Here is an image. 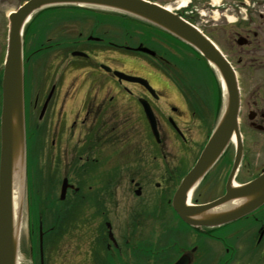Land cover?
Wrapping results in <instances>:
<instances>
[{
  "label": "flooded vegetation",
  "instance_id": "flooded-vegetation-1",
  "mask_svg": "<svg viewBox=\"0 0 264 264\" xmlns=\"http://www.w3.org/2000/svg\"><path fill=\"white\" fill-rule=\"evenodd\" d=\"M26 1L0 0V169L3 75L9 41V15ZM166 1L176 3L180 0ZM212 1L204 0L197 5L191 1L189 7L191 20L199 23L207 34L208 29L217 23L212 24L206 19V12H201L200 8L213 14L216 10L221 11V5L212 4ZM256 7H259L258 0ZM96 13L91 12L86 14V19L75 20L82 26H89L91 21L90 27H86L88 31L75 34L69 30L68 11L41 10L33 16L35 27L31 24L23 32L26 186L34 191L33 172L36 178L37 173L40 174V181L43 185L45 182L51 192H54L51 188L53 176L58 179L53 185L55 189L60 183L59 193L65 179L69 186L60 202L54 200L55 196H48L52 219L46 220V224L38 215L33 218V212L28 218L29 226L33 224L34 231L37 230L34 243L25 254L28 259L23 258L21 235L18 234V255L22 254V264H166L168 261H164L169 257L167 250L177 242L179 231L191 237L199 236L198 242L208 238L221 243L228 256L221 259V264H228L235 255L228 237L215 233V228L202 231L193 228L173 207L175 192L199 159L222 113L223 105L218 106V90L212 100L210 91L203 92V97L202 91L188 83L187 63L192 57L203 58L193 48L169 37V34L167 43L160 38H151L154 44L163 48H154V56L136 52L130 49L135 47L130 46L134 21L125 18L117 20L112 11ZM182 14H186V10ZM222 16L227 17L225 13ZM210 18L214 20L213 15ZM246 18L243 17L244 20ZM247 24L240 31H235L233 38L223 40L233 48L235 45L253 48L248 62L249 68L254 71L250 90H246L238 74L240 139L235 133L229 135L222 154L196 184L191 204L211 202L226 193L230 182L247 183L264 169V164H260L261 159L264 160V9L258 8L256 29L250 26L252 20H248ZM222 26L225 31L226 27ZM89 31L90 34L86 35ZM92 37L96 39L92 40ZM240 38L246 42L240 44ZM215 40L219 42V38ZM223 42L219 44L223 46ZM118 49L147 58H136L132 62L130 59H117L114 54ZM170 49L172 56L168 55ZM74 51L85 52L87 56L74 55ZM101 57L106 60H100ZM116 60L125 66L136 65L138 71L134 69L133 72L127 67L115 68L111 61ZM138 60L141 63L138 64ZM102 65L111 67L112 71ZM116 70L145 78L152 90L140 83L119 79L114 73ZM70 74H73L71 78ZM249 92L251 94L247 95ZM145 104L150 105L153 112L159 141L154 137ZM239 144L242 152L235 169ZM255 159L256 175L242 181L241 175L253 171ZM155 165L160 166L156 169ZM40 167L46 171L45 174ZM151 172L161 175V181L155 183L156 188L171 185L168 184L169 179L177 183L168 202L179 224L159 231V236L148 240L144 224L148 204L144 201L131 209L123 221L116 222L103 215L106 203L111 204V201H106L111 195L119 191H134L135 196L140 197L145 193ZM27 175L31 184L27 182ZM124 179L128 183L126 186ZM202 187H209L214 195L200 202ZM260 209L243 218L248 223L246 227L252 223L251 227L241 229L234 236L235 239L253 237L256 240V249L246 251L248 258L256 260V264H264V246L261 245L264 244V210L258 213ZM15 224L12 220L13 233H17ZM75 226L79 228L80 249L71 251V259L67 261L63 251H56V256L51 248L60 236L69 234ZM141 226L144 228L138 231ZM181 226L185 228L180 229ZM134 231L140 233L139 241L133 240ZM251 231L254 233H249ZM194 247L196 245L190 250ZM187 251L180 252L177 259ZM189 253L192 258L190 264H194L197 253Z\"/></svg>",
  "mask_w": 264,
  "mask_h": 264
},
{
  "label": "water",
  "instance_id": "water-1",
  "mask_svg": "<svg viewBox=\"0 0 264 264\" xmlns=\"http://www.w3.org/2000/svg\"><path fill=\"white\" fill-rule=\"evenodd\" d=\"M59 5L90 6L120 11L160 27L198 49L216 69L224 85L225 111L213 136L205 146L194 168L183 179L173 198V207L180 217L194 228L218 227L240 219L264 205V170L257 178L243 184L227 185L226 193L206 204H189L188 194L223 152L229 135L238 132L239 90L236 74L218 48L197 29L177 14L155 2L145 0H29L10 16L8 56L3 77L2 150L0 172V264H17L18 229L22 207L18 213L17 233L14 227V178L21 172L24 178L26 161V127L24 104V64L22 32L26 20L39 10ZM246 40L240 38L239 43ZM137 51L154 55L143 45ZM77 54V53H74ZM79 54V53H78ZM107 68V67H105ZM111 70L110 68H107ZM120 79L139 82L150 89L147 80L115 71ZM146 113L157 137L153 113L145 104ZM242 147L238 146L235 169L240 161ZM234 169V171H235ZM68 181L62 184L61 199L66 196ZM24 188V180H23ZM24 192V190H23ZM23 198V197H22ZM228 200L236 203L224 210L219 208ZM22 206V205H21ZM16 226V225H15ZM13 228V230H12ZM196 248L192 251L194 252ZM189 252L174 264H190Z\"/></svg>",
  "mask_w": 264,
  "mask_h": 264
},
{
  "label": "rangeland",
  "instance_id": "rangeland-1",
  "mask_svg": "<svg viewBox=\"0 0 264 264\" xmlns=\"http://www.w3.org/2000/svg\"><path fill=\"white\" fill-rule=\"evenodd\" d=\"M156 1L160 2L161 4L165 6L175 5L174 2H168L166 0H163V1L156 0ZM192 1L194 5L204 2V0L203 1L202 0H192ZM218 1H220L219 4L221 5V8H220L221 11H217L216 10L217 8H212L213 10H216V13L213 14V13H210L208 9H204L207 15L206 19L211 20L212 24L217 23L216 25L211 26L212 28H209L207 32L210 36H212V38H215V39L219 38V42H217L218 46H220L223 52L234 63L238 71V74L240 75V78L243 81V85L245 84L246 90H250L254 82V77H252L254 71L249 68L248 62L252 58L253 48L252 47L241 48V47H238L237 45H235V47L233 48L231 47L230 44L228 45L227 43L223 42V40L226 41V39L228 38L230 39L233 38L235 31H240L242 27L248 25L247 24L248 20L249 21L252 20V24H250V26L251 28H254L256 26V13L258 11V8L264 9L263 1L258 0L259 7H256L257 0H245V1L243 0H218ZM11 8L12 7H9L8 9H11ZM59 8L60 7L56 9H59ZM63 9L61 8V10ZM221 12L225 13L227 17L225 18L224 16H222L223 13L221 15ZM71 13L73 12H69L68 14L71 15ZM92 13L97 14L94 11ZM113 14L115 16H121L119 13H112V15ZM210 15L214 16V20L210 18ZM122 17L124 18V16ZM243 17H247L248 19L244 20ZM117 20H120V19H117ZM69 21H70L69 30L74 31L75 34L76 32H79V31L85 32V30L88 29L86 27H90V24H91L90 20L88 23L89 26H85V25L82 26L80 25V23L75 22L71 19H69ZM221 26L226 27V30L223 31L221 29ZM32 27H35V24H32ZM132 31L134 35H133V39H130V43L131 44L134 43V45H137V43L139 42L140 33H138L133 28H132ZM89 34H90V31L86 33V35H89ZM117 38H120V36H118ZM141 38L143 39L142 41H144L147 46L156 48V45L149 42L148 36L144 35ZM220 41L224 43L223 46L219 44ZM159 48L161 50L163 49L161 46ZM171 53L173 52L170 49L168 55L172 56ZM114 55L117 59L119 58L120 59H130V62H132L131 60H137L136 57L147 58L143 55H137L135 53L126 52V51H117V53H115ZM103 59L106 60V58H103V57H101L100 60L104 61ZM240 59H242V61H240ZM140 61L138 60L137 63L138 64L141 63ZM111 64L115 68L122 69L123 67L125 68L127 67L133 72H134V69L138 71L136 65L128 66L130 65L128 64L125 66L124 63L118 60H116L115 62L111 61ZM187 68H188V73H189L188 83L193 85L194 88H197L198 90L202 91L203 97L205 96L204 93L206 91H210L212 93L211 98L212 100H214L216 97L218 86L214 79L212 71L207 66L206 61L204 59L192 57L191 60L187 63ZM72 75L73 74H70L69 78H71ZM153 81L155 82V80ZM250 94L251 92H249L247 95H250ZM263 156H264V151H263ZM260 164L261 165L264 164L263 159H261ZM159 166L160 165H155V168L158 169ZM40 168L44 172V169L42 167ZM252 170L253 171L250 173L245 172L243 175H241L240 179L242 181L248 180L250 177L256 175V159L254 160V168ZM29 174L31 175L30 172ZM31 176H33V181H34V184L36 185L35 189L34 191H31L30 186H27V193L26 194L24 193V197H23L24 198L23 200L24 210H23V221H22V229H21V250L24 251L23 258L25 259H28V255H25V254H27L28 249H30V247L34 243V239H35L34 235L35 233H37V230L36 232L34 231L35 226H33V224L29 226L28 224V218H30V215H29L30 207H32L33 218H36L38 215V217H41L45 221V224H46L48 220L52 219V217L50 216V210L48 209V207L50 206L49 201H48V196L50 198L54 196L58 198L59 190H60V183L56 186V189H55V186H53L55 185V181L58 180L55 176H53L54 183L51 188H52V191H54L56 194L54 192H51V189L48 190L47 184L44 182L46 186L43 185L42 182L40 181L41 178L39 177L36 178V175L34 172H33V175ZM148 177H149L148 184L145 188L147 191L143 193L140 197H136L134 191L129 192V193L127 191H119L118 193H115L111 195L110 197H108L106 201L107 202L111 201V204L107 205L106 203L105 210H104L105 214L103 216L113 218L116 220V222L123 221V218L125 219V217H128V212L129 214L131 213V209L136 207L139 202L144 201L146 204H148L147 215H145L144 217V224H146L147 226V229L145 230L146 231L145 234L148 233L147 238L148 240H150V239H154L156 235L159 236V231L162 232L167 227L172 228L175 225L178 226L179 221H178V217L176 216V213L171 207V204L168 202V200L172 197V194L175 191V188L177 185V183H175V180L169 179L168 184H171V185H169L168 187H166L165 185L164 187L156 188L155 183L158 181H161V175L158 172H155V173L151 172ZM27 182L28 184H31L28 178V175H27ZM123 183H124V186L128 185L125 179L123 180ZM200 192H201V196L198 195L200 202L204 201L205 198L209 199L210 197L214 195V192H210L209 187H205V188L202 187L200 189ZM26 196H27V199H26ZM192 198L194 199V197ZM28 203H29V206H28ZM262 210H264V208L260 209L258 213H260ZM246 222H247L246 220H244L243 218H240L239 220H236L225 227L221 226L219 229L215 228V230H213L215 233L223 237H228V239L230 240V243L232 242L234 246L235 255L230 260V262H228V264H256V260H253V259L250 260L248 256L246 255V251L256 249V240L253 237L241 238V239H235L234 237L235 234L241 229L243 230L244 228H246L247 230V228L251 227L252 223L249 221L251 224H249L246 227V225L248 224ZM141 228H144V227L142 226L138 227L137 230L139 231ZM181 228L184 229L185 227L181 226L180 229ZM136 231L133 232V240L139 241L141 239L140 238L141 235L139 232H136ZM249 233H254V232L251 231ZM170 234H171V231L168 233V235ZM184 234H185L184 231L182 233L180 231L178 232L177 234L178 240L173 247L167 250V255L169 257L164 261V263L168 261V263L166 264H171L173 260L177 259V255L180 252H183L184 250H189L194 245L197 246V244H198L199 252H197L194 264H221V259L223 257L226 256L225 259L228 258V256L225 255L226 248L218 241H214L212 239L206 238L204 240L199 241L200 242L199 243L198 242V239L200 238L199 236L195 238L194 236L191 237V236L184 235ZM79 243H80L79 228L75 226L69 232V234L60 236L57 239V242L53 244L51 249L55 251L56 256L58 255L56 251H59V252L63 251L68 261V259H71L70 257L72 255L71 251H77L80 249ZM261 245L264 246V244H261ZM68 264L70 263L68 262ZM72 264H76V263L74 262Z\"/></svg>",
  "mask_w": 264,
  "mask_h": 264
},
{
  "label": "bare ground",
  "instance_id": "bare-ground-1",
  "mask_svg": "<svg viewBox=\"0 0 264 264\" xmlns=\"http://www.w3.org/2000/svg\"><path fill=\"white\" fill-rule=\"evenodd\" d=\"M218 1V0H216ZM188 1L187 0H184V3L183 5H185ZM169 8V7H168ZM170 9V8H169ZM40 11V10H39ZM35 14V13H34ZM33 14V15H34ZM33 15H31L25 22L24 24V30L30 26L33 22ZM217 82V81H216ZM223 82L221 81V84L222 85ZM234 184H237L236 181L233 182ZM23 178L21 176V172H17L15 174V178H14V221H15V225L17 226V222H16V215L19 213L20 209H21V205L23 203ZM193 191H194V188L189 192L188 194V203L191 202V197L193 195ZM209 203V202H208ZM236 202L234 200H228L226 203H222L220 204L221 206L219 208H221L222 210L226 209V208H229L231 206H233ZM17 264H22V254L21 256L19 257V255H17Z\"/></svg>",
  "mask_w": 264,
  "mask_h": 264
},
{
  "label": "trees",
  "instance_id": "trees-1",
  "mask_svg": "<svg viewBox=\"0 0 264 264\" xmlns=\"http://www.w3.org/2000/svg\"><path fill=\"white\" fill-rule=\"evenodd\" d=\"M56 8H58V7L50 8L49 10H57ZM63 8H65L68 11H86V10H90L88 8H82V7H76V6H67V7H63ZM59 9H61V7ZM71 16H73V15H69L70 19L73 18ZM147 36L148 37H152L153 35L151 33H148ZM161 40L167 42L165 39L161 38ZM216 81H217V79H216Z\"/></svg>",
  "mask_w": 264,
  "mask_h": 264
}]
</instances>
